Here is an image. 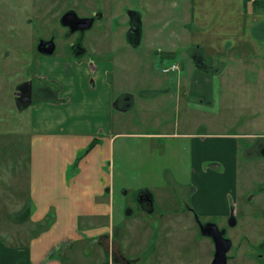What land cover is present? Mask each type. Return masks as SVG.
Returning <instances> with one entry per match:
<instances>
[{"label": "rangeland", "instance_id": "1", "mask_svg": "<svg viewBox=\"0 0 264 264\" xmlns=\"http://www.w3.org/2000/svg\"><path fill=\"white\" fill-rule=\"evenodd\" d=\"M100 1L106 2V0H95V6L98 9L102 8ZM246 1L188 0L191 9L198 13L200 19V21H197V18L194 19L193 29L197 22L202 24L200 28L194 30L192 37L187 28L189 24L185 25L189 20V4L183 0L181 6L180 0H142L141 3L140 0L138 2L134 0L121 1L120 3L123 5L126 4L124 8L133 7L142 16V34L135 45L126 43L120 25L117 27L118 21L115 19L111 21V15H109L111 13L108 10H105V13H108L105 17L107 20L104 18V20L95 22L93 27L87 31L88 36L94 37L91 49L95 50V53L85 56L82 60L83 63L87 64V62L93 61L102 67H108L110 61L113 63L112 71L110 70L105 81L106 83L110 81L115 91L111 106L113 114H119V116L115 115L114 118L122 119V124L118 123L120 124L118 126L127 133L126 137L120 139V143L126 149L122 161L129 154L132 155L136 152L134 164L140 165L143 169L141 171L139 166L137 171L132 172V167L125 172L116 153L110 159L109 175L112 191L110 200L113 204L114 223L117 228L145 229L148 227L143 242L136 250L139 259L134 264H204L206 260H204L198 243L200 235L197 233L195 240L189 239L188 231L197 228V219L203 223L216 222L218 226L222 223L217 218L198 215H196L197 219L194 216V219L191 220L192 223L188 220L168 221L165 227L170 228L175 236L171 234L167 239L164 233L157 236L160 228L157 212L161 209L164 210L166 206L156 202L152 206L155 209V217H149L146 214L148 218L143 227H140L141 220L136 218L146 210L145 204H139L140 201L137 197L141 191L147 188H150L149 190L155 193L157 198L163 197L165 190H169L170 195L173 192L177 200L191 196L193 188L188 180L191 176V158L189 159L188 153L190 137L185 135L187 133L196 135L206 132L234 137V141L229 144V147L233 149V158L236 164L234 174L238 211L236 214L234 213L235 225L229 226L226 232V237L233 238L232 247L227 252V257L229 256L227 262L228 264H256V252L264 253V141L261 138V134L264 133V71L257 82V89H261V93L254 95V103L250 102L248 94L241 91L244 88L242 84H237L239 90L231 91L233 92L231 96L225 94L229 99H225L224 94H221L217 105L211 102L203 107H198L199 104L195 98L196 106L192 104L189 109L185 105L187 96L183 94L181 98H176L177 92H174L177 71L184 65L190 70L194 68L193 61L188 56L194 51L192 40L203 43L205 54L203 56L206 59L204 64L210 68L213 67L214 71L215 52L211 48V44L214 45L216 39L217 27L214 22L217 18L225 15L227 17L223 19V22L232 21L234 26L239 27L238 22L242 21L247 7L251 11L254 10L252 14L254 19L258 22L261 21V24L264 25V7L260 6L259 9L253 7L252 3L245 6ZM27 2L28 0H0V6L21 5L19 9H5L0 17V235L6 245H11L13 240L18 242L28 239L27 233H36L49 217L47 215L37 222L33 221L32 216L23 219L25 213L28 212L25 210L30 204L32 181L34 180L31 181L30 172L36 167L33 158L34 141L31 135L33 132L31 126V120L34 117L33 107L41 101L56 105L63 104L68 100V96L57 94L61 87L58 82L45 79L43 82L48 88V91L45 90V95L42 97L33 96L31 104L26 108H18L15 101L16 85L29 77L31 70H36L35 63L31 58L33 54H36L34 43L38 33L30 34L34 28H31L30 24L26 22L30 13L26 8H23V5H26ZM220 8H225L222 13H219ZM53 17L55 18L53 26L57 27V17ZM110 21L111 23H109ZM104 25H107L105 28L107 32L110 30L109 34L112 39L110 48H107L108 42L102 34L99 36L97 33ZM235 29L237 33L240 32L239 28ZM239 35L235 36L236 42ZM256 35L263 39L259 34L256 33ZM253 48L251 54L264 56L263 40L259 44H254ZM111 53H113L112 56H110ZM38 54L37 57H46L43 53ZM47 55L58 56L56 53ZM171 62L176 63L179 70L163 72L162 68L168 67ZM248 62L252 63V60H248ZM263 63L264 59L260 61L264 70ZM231 64V62L225 63L226 67ZM233 64L241 65L239 61L233 62ZM48 67H54V64L43 66L42 72L46 73ZM241 68L250 71V75L253 72L256 74V71H253L255 69H252L248 64ZM61 69L59 67L56 71ZM210 72L212 71L210 70ZM221 76L223 77V74ZM225 78L226 82L231 79L230 76ZM241 79L252 80L250 76L241 77ZM192 80L194 84H198L194 78ZM89 81L90 78L87 82ZM182 85L186 86L187 83L183 82ZM223 85L225 86L226 83ZM203 87V90L196 89L191 92L190 96L195 97L197 94L194 93L197 91L208 93L211 82L205 81ZM159 88L160 91L156 92L155 89ZM165 90H169L170 93L164 94ZM124 91L132 93L135 103L125 110V114H122L123 109L119 111L117 109L120 108L118 104H121V108H123L124 103L121 97H123ZM72 97L73 103L78 102L79 92L76 91ZM117 98H120V102L116 104L118 106L116 109L113 103ZM254 113L257 115L254 116ZM248 117L249 119H247ZM59 146L60 142H56L55 147ZM85 148H88V145ZM83 154L85 152L81 155ZM75 164L76 162H74ZM209 178L211 177L209 176ZM128 208L133 209L134 216L127 214ZM49 211L54 212L52 207ZM187 225L190 226L187 227ZM253 227L258 230V239L250 236L237 249L239 244L237 239L240 233L244 229L249 232ZM13 230L17 231L19 235L23 233L24 236L22 234L20 238L16 237L11 240L5 233ZM182 231L186 232L183 239ZM187 239H189V243ZM180 241L185 242L180 243ZM179 244L185 246L182 250L183 254L180 248L173 250L172 246L178 247ZM129 246L132 248L133 244ZM156 247L160 251L157 253L158 258H155L153 253ZM65 248L60 253L64 255L62 259L65 257ZM101 249L105 256V264H124L119 263L110 251H107L108 254L105 253L106 249L103 251V246ZM78 250L79 248L74 254L76 258L78 256L77 260L80 258ZM65 260L69 262V258H64Z\"/></svg>", "mask_w": 264, "mask_h": 264}, {"label": "crops", "instance_id": "2", "mask_svg": "<svg viewBox=\"0 0 264 264\" xmlns=\"http://www.w3.org/2000/svg\"><path fill=\"white\" fill-rule=\"evenodd\" d=\"M183 1L189 4L188 0ZM248 3H252L253 7L261 8L259 0H247L245 6ZM190 9L191 5L189 4V20L185 25L189 24L187 28L192 37L194 30L200 28L202 24L197 22L193 29L194 19L197 18V21L200 19L198 13ZM224 9L220 8L219 13H222ZM253 11L245 8L244 17L242 21L238 22L239 27L234 26L232 21L223 22V19L227 17L225 15L217 18L214 22L217 27L214 45L211 44V48L215 52V61L213 62L216 67L214 66V71L213 67L211 69L208 65V71L199 70L195 67L194 62L193 69L185 68L184 65L177 71L174 92H177L176 98H181L183 94L187 96L185 105L188 109L192 104L195 105V98L199 104L198 107H203L211 102L217 105L221 94H224L225 99H229L225 94L231 96L233 93L231 91L239 90L237 84L244 85L241 91L249 95L248 99L250 102L252 101L251 103L255 101V94L260 95L261 89H257V82L264 71L260 64L264 56L251 54V51L254 49V44H259L262 40L264 42V25L261 24V21L258 22L254 19ZM235 28H239L240 32L237 33ZM240 33L242 35H239ZM256 33L263 39L257 37ZM236 35H239L237 42L235 41ZM192 43L195 53L199 54L205 63L203 43L198 40L196 42L192 40ZM188 56L193 61L190 54ZM82 60L83 58L80 57L77 59L47 54L45 58L42 56L37 58L35 76L58 82L61 87L57 94L68 96V100L63 104L56 105L41 101L40 104L33 107L34 117L31 120L33 132L31 135L34 141L33 158L36 167L30 172L31 181L34 180L32 181L30 204L25 212L29 210L28 216H32L33 221L37 222L45 218L52 207L55 220L51 227L38 228L37 232L32 234L28 232V239L18 242L13 240L11 245L4 244L0 235V264H105L101 246H103V251L106 249L105 253L108 254L110 251L113 256L115 255L119 263L134 264L139 259L136 250L143 242L148 227L145 229L117 228L113 221V204L110 200L112 192L109 175L110 159L114 153L121 161V167L125 172L132 167V172H135L140 166L134 164L136 152L132 154L133 156L129 154L122 161L126 149L120 143V139L126 137L127 133L118 126L122 119L114 118L115 115L119 116V114H113L111 106L115 91L111 82L106 83L105 81L110 70L112 71L113 63L110 61L108 67H102L98 63L96 66L93 61L84 64ZM248 60H252V63ZM236 61H239L241 65L233 64ZM226 62L232 64L226 67ZM51 63L54 64V67H48L47 72L43 73L42 67ZM246 64L255 69L253 71H256V74L253 72L250 75V71L241 68ZM59 67L62 69L57 72L56 69ZM227 76H230L231 79L226 82L225 77ZM246 76H250L252 80L241 79ZM89 78L90 83L87 82ZM193 78L198 84L193 83ZM205 81L211 82V87L208 88L209 94L197 91L199 93H194L197 94L195 97L190 96L191 92L196 89L203 90ZM183 82L187 85H182ZM76 91L79 92L80 97L78 102L73 103L72 94ZM155 91H160V88ZM165 93L169 94L170 91L165 90ZM122 94L128 96V105L116 109L118 111L123 109L122 114H125V110L135 103V98L129 91H124ZM256 115L254 113V116ZM92 126L94 127L92 128ZM185 135L190 137L188 153L189 159L191 158V176L188 180L193 188L191 196L177 200L173 192L170 195L169 190H165L163 197L157 198L156 194L147 188L146 190L151 193L152 197L150 204H145V206H150V208L148 211H142L144 213L136 217L141 220L140 227H143L148 218L146 214L149 217H155V209L152 206L156 202L166 206L164 210L159 211L161 213L157 212V221L160 223L157 236L164 233L167 239L171 234L175 236L170 228L165 227L168 221L188 220L191 222L194 216L198 215L217 218L222 222V226L227 225L231 211L233 214L238 211L234 174L236 164L233 158V149L229 147V144L233 143L234 137L206 132ZM261 138L264 141V133L261 134ZM93 139L96 140L95 144L86 151L85 147ZM115 141H117L116 144ZM56 142H60L59 147H55ZM83 152L85 154L81 155ZM74 162H76L75 165ZM140 169H142L141 166ZM127 214L134 216L133 209L128 208ZM189 226L187 225V227ZM197 233L200 236L199 242L196 241L200 244V251L206 260L204 264H210L214 252L213 240L199 233L198 224L195 230L189 229V239L195 240ZM5 234L12 240L16 237L20 238L23 233L19 235L17 231L13 230ZM185 236L186 232L182 231V239ZM189 239H187L188 243ZM182 242L180 241V243ZM130 244H133L132 248L129 246ZM172 247L173 250L180 248L181 253H184L182 250L185 246L182 244ZM63 248H65L64 258H69V262L65 260L66 263H64V258L62 259L64 255L60 254L63 252ZM77 248H79L80 256L78 260V256L76 255L77 258L74 256ZM158 252L160 251L156 247L153 252L155 258H158Z\"/></svg>", "mask_w": 264, "mask_h": 264}, {"label": "flooded vegetation", "instance_id": "3", "mask_svg": "<svg viewBox=\"0 0 264 264\" xmlns=\"http://www.w3.org/2000/svg\"><path fill=\"white\" fill-rule=\"evenodd\" d=\"M121 1L123 0H106V2L100 1L102 8L98 9L95 6V0H28L27 4L23 5V8H26V10L30 13V15L26 18V22L30 24L29 26L31 28H34L32 32L30 31V34L33 32L38 33L37 40L34 43L36 54H33L31 58L35 63V69H37V55H39L38 53H43L42 49L44 46L42 43L49 40L53 41V53H56L57 55L69 56L71 58L78 59L79 57L84 58L91 53H95V50L91 49L94 37L92 38L91 36H88L87 31L93 27L95 22L104 20L106 15H108V13H105V10H108L111 13L109 14L111 15V21L113 19L118 21L117 27L120 25L123 39L126 43L134 45L136 40H138L139 36L142 34V16L141 13L133 7L124 8L126 4L123 5L120 3ZM134 1L138 2V0ZM141 2L142 0H140V3ZM19 8H21V5L19 4L1 5L0 17L5 9L10 10ZM53 16L57 17V27L53 26V23H55V18ZM111 21L109 23H111ZM87 24L90 25L86 26ZM110 25H108V27L111 29ZM106 27L107 25H104L97 33H99V36L102 34L108 42L106 45L108 46L107 48H110L109 45L112 39L110 36L111 34H109L110 30L107 32V30H105ZM43 54L46 55L45 53ZM112 55L113 53L110 54V56ZM35 74L36 70H31L30 76L21 80L16 85L15 90L17 88H21L22 94L18 97L15 95L14 91L15 101L19 104V106H24L23 108L28 106L29 98L32 102L33 96L42 97L45 95V92L48 91V88L44 85V79L35 76ZM121 98L124 103L123 106L128 105V96L125 95ZM119 102L120 98H117L116 104ZM118 106H121V104H118ZM147 198L149 200H147ZM137 199L140 202L142 200H145L146 202L148 201L150 204L151 197H149L148 193L145 194V192H142L138 195ZM225 227L227 232L229 226L226 225ZM255 227L250 229L249 232L244 229L243 232L240 233L237 239L239 241V244L236 247L237 249L240 248L242 246L241 243L250 238V236L254 239H258V230ZM232 239L233 238L231 237V240ZM255 255L256 264H264V253L256 252Z\"/></svg>", "mask_w": 264, "mask_h": 264}, {"label": "water", "instance_id": "4", "mask_svg": "<svg viewBox=\"0 0 264 264\" xmlns=\"http://www.w3.org/2000/svg\"><path fill=\"white\" fill-rule=\"evenodd\" d=\"M90 24H87L86 26H89ZM138 40H136L137 42ZM135 42V43H136ZM44 48L42 49V52L45 54H52L54 50V43L52 40H49L47 42L42 43ZM191 58L193 59L194 65L196 68L202 71H208V66L204 64L203 60L199 57V54H196L195 52L190 53ZM22 89L17 88L15 90V95L18 97L21 96ZM18 104V103H17ZM31 104V99L29 98L28 105ZM26 106V105H25ZM113 106L117 108L116 100L113 103ZM24 106H19L18 108H23ZM143 197V196H142ZM147 200H149L147 198ZM199 226V233L203 236L210 237L213 240L214 243V252L213 257L210 262V264H228L227 263V252L232 246V240L229 237H226V227H220L216 222H206L203 223L201 221H198ZM227 223L229 226H233L236 223L235 216L233 214V211L230 212V215L228 217Z\"/></svg>", "mask_w": 264, "mask_h": 264}, {"label": "trees", "instance_id": "5", "mask_svg": "<svg viewBox=\"0 0 264 264\" xmlns=\"http://www.w3.org/2000/svg\"><path fill=\"white\" fill-rule=\"evenodd\" d=\"M260 2H261V7H264V5H262V3L264 2L263 0H259ZM95 142H96V140L95 139H93L90 143H89V145H88V148H86V151L88 150V149H90L94 144H95ZM142 192H145V193H148L149 194V197H151V193L149 192V191H147V190H145V191H141L140 193H142ZM146 204V205H149V203L148 202H146V201H144V202H142L141 204ZM145 208H146V210L145 211H148L149 210V208H150V206H145ZM28 213H29V210H28V212L27 213H25V216L23 217V219H25V218H27V216H28ZM47 215H49V217L47 218L48 220L46 221V223H44L43 225H42V227H39L40 229H43V228H46L47 227V225H51V224H53V222H54V220H55V215H54V212H48L47 214H46V216ZM22 217V216H21ZM22 219V220H23ZM48 226V227H49Z\"/></svg>", "mask_w": 264, "mask_h": 264}, {"label": "built area", "instance_id": "6", "mask_svg": "<svg viewBox=\"0 0 264 264\" xmlns=\"http://www.w3.org/2000/svg\"><path fill=\"white\" fill-rule=\"evenodd\" d=\"M174 70H178V65L176 63H171L168 67L162 68L163 72L174 71Z\"/></svg>", "mask_w": 264, "mask_h": 264}]
</instances>
